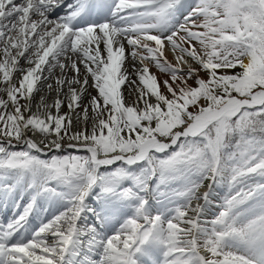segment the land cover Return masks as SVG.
Segmentation results:
<instances>
[{"label":"snow or ice","instance_id":"6c2138e0","mask_svg":"<svg viewBox=\"0 0 264 264\" xmlns=\"http://www.w3.org/2000/svg\"><path fill=\"white\" fill-rule=\"evenodd\" d=\"M0 207V264H264V0H0Z\"/></svg>","mask_w":264,"mask_h":264},{"label":"bare ground","instance_id":"6f19581e","mask_svg":"<svg viewBox=\"0 0 264 264\" xmlns=\"http://www.w3.org/2000/svg\"><path fill=\"white\" fill-rule=\"evenodd\" d=\"M58 71H59V70H57V72H58ZM152 71L155 72L156 69L153 68ZM161 78H163V77H161ZM124 95H125V96H128V89H127V88L124 89ZM2 216H3V208L0 207V217H2Z\"/></svg>","mask_w":264,"mask_h":264},{"label":"rangeland","instance_id":"374dc122","mask_svg":"<svg viewBox=\"0 0 264 264\" xmlns=\"http://www.w3.org/2000/svg\"><path fill=\"white\" fill-rule=\"evenodd\" d=\"M126 97H128V96H126ZM129 98V100L131 99L130 97H128Z\"/></svg>","mask_w":264,"mask_h":264}]
</instances>
